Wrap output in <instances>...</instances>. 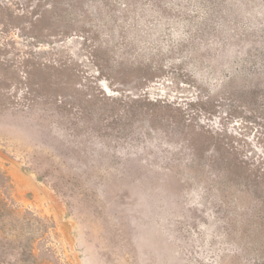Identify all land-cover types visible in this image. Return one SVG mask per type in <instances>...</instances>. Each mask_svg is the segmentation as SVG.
I'll list each match as a JSON object with an SVG mask.
<instances>
[{"label": "rangeland", "instance_id": "374dc122", "mask_svg": "<svg viewBox=\"0 0 264 264\" xmlns=\"http://www.w3.org/2000/svg\"><path fill=\"white\" fill-rule=\"evenodd\" d=\"M0 264H264V0H0Z\"/></svg>", "mask_w": 264, "mask_h": 264}]
</instances>
